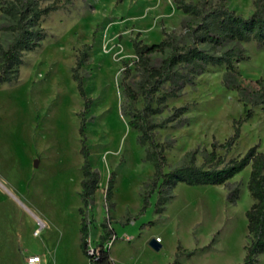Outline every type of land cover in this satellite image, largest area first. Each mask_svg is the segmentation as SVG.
<instances>
[{
	"label": "rangeland",
	"instance_id": "374dc122",
	"mask_svg": "<svg viewBox=\"0 0 264 264\" xmlns=\"http://www.w3.org/2000/svg\"><path fill=\"white\" fill-rule=\"evenodd\" d=\"M14 1L0 0V47L12 38L6 28L12 19L2 8ZM256 1L225 0V5L248 16ZM33 2L40 9L58 8L37 21L45 37L23 52L18 77L0 84V264H25L31 254H40L45 264H88L80 249L81 220L95 242L106 230L116 235L105 245L111 264L241 262L250 240L244 215L253 202L246 187L249 166L229 180L239 190L235 202L228 200L224 185L177 182L158 211L159 182L138 214L154 168L146 159L147 144L138 142V131L129 124V113L144 105L139 85L145 75L132 42L153 44L171 34L178 46L189 45L194 41L186 30L187 15L173 0ZM239 46L247 59L234 62V71L248 98L223 82L225 64L196 71L178 66L182 85L174 88L165 80L155 93L153 137L164 148L165 172L193 150L195 163H203L211 143L229 139L234 121L248 111L236 142L228 150L218 147L217 154L227 162L253 145L264 151V104L258 101L257 83L264 81V45L250 40ZM168 54V48L151 54L152 63ZM75 67L90 99L87 106L72 79ZM126 85L137 93L133 102L125 95ZM81 126L90 168L98 173L86 204L80 196ZM157 238L161 246L155 250L149 241ZM256 264H264V252Z\"/></svg>",
	"mask_w": 264,
	"mask_h": 264
},
{
	"label": "trees",
	"instance_id": "16d2710c",
	"mask_svg": "<svg viewBox=\"0 0 264 264\" xmlns=\"http://www.w3.org/2000/svg\"><path fill=\"white\" fill-rule=\"evenodd\" d=\"M176 7L187 15L186 30L194 41L184 47L178 46L171 34H166L163 39L153 44H143L134 40L132 48L136 56V64L144 73L141 81L140 94L144 105L141 109L129 113V124L138 131L137 140L140 144H147L146 159L154 168L153 176L147 184L143 196L140 214L149 205V196L159 184L157 210L161 211L163 204L171 195L167 192L177 182L188 185H224L228 189V200L235 202L238 196V188L230 184L229 180L249 166L246 187L253 202L245 210L246 228L250 240L245 248L243 260L237 264H256L257 256L264 252V151H259L257 145H253L239 158L224 162L217 154V148L230 149L240 135V126L250 118L251 112L238 118L233 123V133L223 143H211V150L205 152V160L197 165L195 163L196 150L184 154L179 164L169 171H164L166 158L164 148L153 137V130L157 126L151 116L156 113L152 107L155 101V93L165 80H170L173 87L182 85L180 75L176 67L189 66L196 71L206 64H225L226 71L223 82L230 89L241 92L242 97L248 98L249 91L243 87L234 71V62L247 59L239 44L241 42L254 41L257 45H264V0L254 3V10L248 15L236 13L225 5V0H219L212 4L207 0H199L196 3L186 0H173ZM58 8L56 4L38 8L33 0H16L8 3L2 10L10 15L12 23L6 28L11 30L12 38L5 47H0V84L9 83L18 77L19 65L22 63L24 51L32 50L40 45V40L45 37L43 30L37 25L42 15ZM195 41L204 43L213 48L221 49L220 54L207 52L197 46ZM82 51V59L86 56V49ZM169 49V54L159 64H153L150 55ZM74 68L72 79L76 82L79 95L84 99L85 106L90 101L86 97L81 76ZM259 85L258 101L264 104V81L257 79ZM174 88L172 90H174ZM124 92L130 101L137 99V93L129 86L124 87ZM81 135L80 153L83 157L81 200L86 204L96 190L98 173L92 171L89 165V152L84 143L83 127L79 128ZM114 183L113 173L107 179V193H110ZM112 230H106L100 235L96 244L97 254L95 258L86 253V238L88 228L83 220L80 226V249L88 258V264H111L109 250L105 243L111 239ZM209 246V245H207Z\"/></svg>",
	"mask_w": 264,
	"mask_h": 264
},
{
	"label": "built area",
	"instance_id": "2783aa9c",
	"mask_svg": "<svg viewBox=\"0 0 264 264\" xmlns=\"http://www.w3.org/2000/svg\"><path fill=\"white\" fill-rule=\"evenodd\" d=\"M43 224L39 223V228ZM39 228H36L34 230V235H38L39 233ZM116 238L115 234H112L111 239L109 241H112ZM157 241L159 240L158 238L156 239ZM106 245V243H105ZM86 253L90 256H93L95 258L97 254V247H96V242L94 237H92L91 233L88 234L86 238ZM25 264H44L42 256L39 254H31L26 256L25 258Z\"/></svg>",
	"mask_w": 264,
	"mask_h": 264
},
{
	"label": "water",
	"instance_id": "95a60500",
	"mask_svg": "<svg viewBox=\"0 0 264 264\" xmlns=\"http://www.w3.org/2000/svg\"><path fill=\"white\" fill-rule=\"evenodd\" d=\"M149 245L154 248L155 250H158L160 248V243L156 239H151L149 241Z\"/></svg>",
	"mask_w": 264,
	"mask_h": 264
},
{
	"label": "crops",
	"instance_id": "0c3cea01",
	"mask_svg": "<svg viewBox=\"0 0 264 264\" xmlns=\"http://www.w3.org/2000/svg\"><path fill=\"white\" fill-rule=\"evenodd\" d=\"M96 244H97V242H96ZM40 255V254H39ZM43 259V262H44V264H45V259L44 258H42Z\"/></svg>",
	"mask_w": 264,
	"mask_h": 264
}]
</instances>
